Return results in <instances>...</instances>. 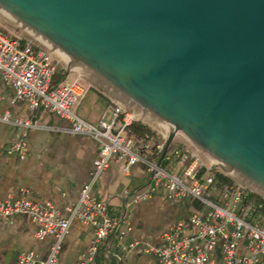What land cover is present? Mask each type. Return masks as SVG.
<instances>
[{
	"label": "water",
	"instance_id": "1",
	"mask_svg": "<svg viewBox=\"0 0 264 264\" xmlns=\"http://www.w3.org/2000/svg\"><path fill=\"white\" fill-rule=\"evenodd\" d=\"M0 18L264 197V0H0Z\"/></svg>",
	"mask_w": 264,
	"mask_h": 264
},
{
	"label": "built area",
	"instance_id": "2",
	"mask_svg": "<svg viewBox=\"0 0 264 264\" xmlns=\"http://www.w3.org/2000/svg\"><path fill=\"white\" fill-rule=\"evenodd\" d=\"M58 72L52 55L44 48L7 34L0 25V76L15 92V101L27 104L30 110L43 108L67 120L70 133L93 139L99 147L93 182L85 185L76 203L58 206L52 201L34 202L30 191L23 189L15 198L0 201V219L21 215L40 226L38 240L54 239L47 258L34 252L20 254L16 264H60L62 246L74 222L93 229V239L75 264H95L103 245L114 239L112 258L125 261L132 252L155 258L160 264H264V197L246 186L219 187L215 165L199 156L185 153L175 144L167 148L168 135L154 131L137 137L130 131L134 122H141L135 112L115 102L109 116L98 123L78 117L76 110L92 88L79 78L67 79L52 86ZM0 122L11 123L8 113ZM19 124V123H16ZM26 129L35 123L23 124ZM158 132V133H157ZM24 137L5 149L10 156L25 159L28 144ZM125 160V172L141 164L146 171V186L138 192H126L120 213L112 212L107 201L93 195L95 181L110 167L112 157ZM222 173L227 176V173ZM163 193L174 204L192 199L200 207L170 226L159 243L129 241L132 231L130 210ZM201 206H205L204 215ZM220 249L221 254L218 253Z\"/></svg>",
	"mask_w": 264,
	"mask_h": 264
},
{
	"label": "crops",
	"instance_id": "3",
	"mask_svg": "<svg viewBox=\"0 0 264 264\" xmlns=\"http://www.w3.org/2000/svg\"><path fill=\"white\" fill-rule=\"evenodd\" d=\"M111 104V99L104 92L90 89L76 113L82 120L95 124L109 116ZM0 113H8L11 121L0 122V201L15 198L21 190L28 189L34 202L52 201L60 207L76 203L82 188L94 180L98 144L89 137L70 133L71 124L48 110L39 108L32 111L25 102L15 101L14 90L1 76ZM27 122L35 123L37 127L26 129L23 124ZM25 134L27 157L20 159L8 155L5 149ZM125 166V160L112 157L110 167L95 181L92 189L93 195L107 201L110 210L116 213L122 211L127 200L126 192L141 191L147 184L143 165L132 166L128 174ZM166 202L174 212L170 220L163 218L162 208ZM193 206L191 201L174 204L163 193L156 194L151 200L131 208L132 231L128 240L159 243L166 229L188 217ZM162 222H165L163 226ZM39 230L40 226L25 216L0 219V264H16L20 254L25 252H34L40 259L47 258L54 239L38 240L36 234ZM92 239L91 227L74 222L63 243L60 264L77 263ZM112 242L110 240L103 246L98 264H160L155 258L137 251L125 261L112 258L108 262L106 255L112 248Z\"/></svg>",
	"mask_w": 264,
	"mask_h": 264
},
{
	"label": "rangeland",
	"instance_id": "4",
	"mask_svg": "<svg viewBox=\"0 0 264 264\" xmlns=\"http://www.w3.org/2000/svg\"><path fill=\"white\" fill-rule=\"evenodd\" d=\"M0 25L3 28V30L9 34L10 36L14 37V38H19L22 40V43L24 44V42H30L33 45H35L36 47H38L39 45L36 44L35 42H33L32 40H30L29 38H27L26 36H24L23 34H21L20 32H18L17 30H15L13 27H11L9 24H7L5 21H3L0 18ZM41 47V46H40ZM48 52V51H47ZM51 54V53H50ZM52 55V54H51ZM53 59H54V63L56 64L57 70H65L69 72L68 78L71 79H76L79 78L80 80H82L85 84H87L88 86L90 85L92 88L91 89H97L101 92H104L110 99H112L115 102H118L120 104H122L125 107H128L127 105H125L124 103H122L121 101H119L118 99H116L115 97H113L112 95H110L108 92H106L105 90H103L102 88H100L99 86H97L96 84H94L93 82H91L90 80H88L87 78H85L84 76H82L80 73H78L77 71H75L74 69H72L71 67H69L68 65H66L64 62H62L61 60H59L58 58H56L54 55H52ZM130 111L132 112H136L135 110L131 109L130 107H128ZM141 123L146 124L147 126H149L151 129H154V131H158L160 133H163L165 135H168L170 137L171 133H169L167 130H165L164 128L160 127L159 125L151 122L150 120H148L147 118H145L144 116H138ZM157 132V133H158ZM173 144H175L179 149H181L183 152L185 153H192L196 156H199L202 161L204 162H209L207 159H205L201 154H199L196 150H194L193 148H191L190 146L186 145L184 142H182L181 140H179L178 138L174 137ZM215 169L217 170V172H223L221 169H219L218 167L215 166ZM228 178H230L236 186H245L244 184L240 183L239 181H237L236 179H234L233 177H231L230 175L226 174ZM247 187V186H246ZM250 189V188H249ZM251 190V189H250ZM192 203H194L195 207L198 208L200 207L199 201L192 199L191 200ZM185 204V203H184ZM183 204V205H184ZM165 217L164 220H170L173 218V208L169 206L168 202L165 203V207L162 208ZM166 209V211L164 210ZM205 210V206H201V213L203 216L204 215V211ZM182 218H183V214H181ZM165 224V222H162L161 225L163 226ZM168 229V228H167ZM166 229V230H167ZM165 231V230H164ZM218 253L221 254L220 249L218 250ZM218 264H222V261L219 260Z\"/></svg>",
	"mask_w": 264,
	"mask_h": 264
},
{
	"label": "trees",
	"instance_id": "5",
	"mask_svg": "<svg viewBox=\"0 0 264 264\" xmlns=\"http://www.w3.org/2000/svg\"><path fill=\"white\" fill-rule=\"evenodd\" d=\"M68 75H69V72L68 71H65V70H60L58 71L55 75H54V78H53V81H52V86L53 87H57L59 86L61 83H63L65 80L68 79ZM130 131L132 133H134L137 137H143L145 136L146 134H149V135H156L155 132H153V130L147 126L146 124L144 123H141V122H134L131 127H130ZM214 174L217 178V181H218V185L219 187H224V186H232L234 185V182L228 178L227 176H224L222 173L220 172H217L216 169H214ZM110 240H112V248L110 250H108L109 252H112L114 250V239L111 238ZM109 240V241H110ZM104 246V245H103ZM104 250L103 247L101 248L100 252ZM107 250V249H106ZM100 252H99V255H100ZM106 252V251H105ZM99 255L96 259V262L95 264H98L99 263Z\"/></svg>",
	"mask_w": 264,
	"mask_h": 264
},
{
	"label": "bare ground",
	"instance_id": "6",
	"mask_svg": "<svg viewBox=\"0 0 264 264\" xmlns=\"http://www.w3.org/2000/svg\"><path fill=\"white\" fill-rule=\"evenodd\" d=\"M136 116H141V114H139L138 112H135Z\"/></svg>",
	"mask_w": 264,
	"mask_h": 264
}]
</instances>
